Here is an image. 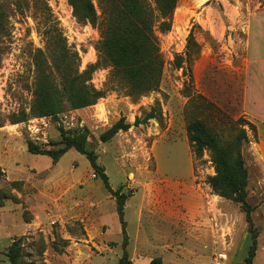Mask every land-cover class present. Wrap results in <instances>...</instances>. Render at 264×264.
Segmentation results:
<instances>
[{
    "label": "rangeland",
    "instance_id": "rangeland-1",
    "mask_svg": "<svg viewBox=\"0 0 264 264\" xmlns=\"http://www.w3.org/2000/svg\"><path fill=\"white\" fill-rule=\"evenodd\" d=\"M259 1L177 0L171 29L160 33L154 28L163 60L158 88L131 97L113 69L100 66L90 82L104 98L75 110L76 127L63 129H87V148L96 154L110 189L126 194V250L133 264H245L251 238L244 213L208 186L207 178L214 174L209 153L193 156L186 124L200 119L221 144L241 128L246 22ZM92 3L100 18L97 1ZM0 12V159L10 158L21 175L67 179L52 190L57 205L52 200L42 217L25 202L32 187L11 180L0 165V206L13 208L17 226L9 231L34 220L30 235L13 238L20 239L19 264H117L122 235L115 198L88 160L72 148L54 165L49 156L26 150L27 140L46 150L60 148L59 120H38L44 138L30 135L29 118L14 123L29 114L34 58L38 50L46 55L42 31L58 28L67 48L77 52L78 70L83 71L97 61L98 29L78 22L66 0H0ZM152 108L160 113L159 120L133 125L135 117L142 119ZM119 118L130 127L102 143L99 135ZM242 127L247 135L242 146L246 200L257 232L253 264H264V141L256 130ZM73 243L75 250L69 249ZM6 248H0V264H9Z\"/></svg>",
    "mask_w": 264,
    "mask_h": 264
},
{
    "label": "trees",
    "instance_id": "trees-1",
    "mask_svg": "<svg viewBox=\"0 0 264 264\" xmlns=\"http://www.w3.org/2000/svg\"><path fill=\"white\" fill-rule=\"evenodd\" d=\"M66 1L71 8L72 16L78 22L90 24L98 29L99 39L95 44L97 61L85 70L79 71L77 52L67 48L58 28L47 26L42 31L47 39L45 58L41 50L37 51L34 58L36 78L29 114L14 123L35 117L58 119V116L67 109L80 110L93 106L105 96L102 90L95 89L90 82L92 73L100 66L111 67L131 97L155 91L159 86L163 60L154 28L156 26L160 33H167L171 29V18L177 0H96L100 18L96 14L92 0ZM1 26L0 12V29ZM187 40L188 42L191 40V34ZM180 66L181 63L177 62L176 67ZM160 118V113L152 108L142 119L135 117L133 125L138 126L148 120ZM239 121L242 125L238 133L225 144H221L200 119L187 121L186 137L195 158H200L205 151L209 153L214 174L207 178V184L212 192L239 205L244 213L251 238L244 261L245 264H253L257 232L252 224V208L246 200L248 173L242 146L247 142V135L242 126H247L252 132H255V127L245 119ZM129 127L130 124L119 118L99 135V140L102 143L107 142L118 132L127 131ZM59 132L58 144L62 145L60 148L46 150L27 140L26 150L31 154L49 156L52 162L56 163L62 155L73 148L88 160L95 176L100 178L104 188L115 198V211L122 235V255L117 264H133L126 250L128 236L123 211L126 194L110 189L104 169L96 162V154L87 148L86 128L71 133L60 128ZM19 241L20 239L13 240L5 250L9 264H19ZM150 264H154V261Z\"/></svg>",
    "mask_w": 264,
    "mask_h": 264
},
{
    "label": "crops",
    "instance_id": "crops-1",
    "mask_svg": "<svg viewBox=\"0 0 264 264\" xmlns=\"http://www.w3.org/2000/svg\"><path fill=\"white\" fill-rule=\"evenodd\" d=\"M260 7L253 11L246 22V47H245V78L241 98L242 113L246 121L250 122L259 135L261 141H264V0L258 2ZM70 150V149H69ZM63 156V155H62ZM61 158V157H60ZM59 158V159H60ZM58 159V160H59ZM58 162V161H57ZM53 163L54 165L57 164ZM0 165L5 167L6 173L11 180H19L24 186L32 187V192L27 195L25 202L28 209L33 214H39L43 217L44 209L49 207L53 200L52 206L57 205V196L52 193L53 189L65 182V178L56 176L48 179V175L38 174L34 176L18 174L13 168L10 158L0 159ZM41 188V189H40ZM48 189V190H47ZM63 192H60L62 197ZM10 211L13 208H6L5 204L0 206V248H6L15 237H21L25 234L30 235L34 231V220L22 222L19 225V231L12 233L10 228H15L16 223ZM118 226H120L118 222ZM17 227V226H16ZM121 232V228H120ZM72 245V244H71ZM69 245V249L75 250ZM84 257H89L82 252ZM85 258L80 257L82 261ZM91 262V258L89 259Z\"/></svg>",
    "mask_w": 264,
    "mask_h": 264
},
{
    "label": "built area",
    "instance_id": "built-area-1",
    "mask_svg": "<svg viewBox=\"0 0 264 264\" xmlns=\"http://www.w3.org/2000/svg\"><path fill=\"white\" fill-rule=\"evenodd\" d=\"M76 111L75 110H66L62 112L58 116L59 120V126L68 131L72 130L76 127L78 122V117L75 116ZM38 120L37 118H29L27 122H29L28 131L32 137H37L38 135L45 137V133L42 131V126H38ZM220 260L222 259V256H219Z\"/></svg>",
    "mask_w": 264,
    "mask_h": 264
}]
</instances>
